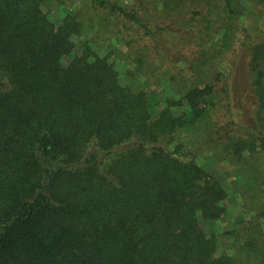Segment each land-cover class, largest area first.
Wrapping results in <instances>:
<instances>
[{
	"label": "trees",
	"instance_id": "obj_1",
	"mask_svg": "<svg viewBox=\"0 0 264 264\" xmlns=\"http://www.w3.org/2000/svg\"><path fill=\"white\" fill-rule=\"evenodd\" d=\"M73 2L58 22L47 0H0V264H264L259 222L221 249L232 190L206 166L238 162L264 218V34L244 23L264 0ZM216 5L220 39L172 56ZM169 59L188 65L156 110L132 80Z\"/></svg>",
	"mask_w": 264,
	"mask_h": 264
},
{
	"label": "rangeland",
	"instance_id": "obj_2",
	"mask_svg": "<svg viewBox=\"0 0 264 264\" xmlns=\"http://www.w3.org/2000/svg\"><path fill=\"white\" fill-rule=\"evenodd\" d=\"M64 4H60L58 0H47L45 8L50 9L52 12V16L57 20L58 22L63 18L65 15L64 7L71 6V2L74 0H64ZM150 1V7L152 11L157 9V7H160V0H149ZM219 7L224 6V0H215ZM74 3V2H73ZM218 5L214 7V11H209V14L206 16V19L213 18L210 22H193L195 28L200 29L201 34L203 37L206 38L205 42H186V43H171V53L172 56H177V53L181 55L183 58H189V56H192L194 53H200L202 48L200 46L210 45L211 42L214 40L220 39L221 32L217 33V26H221L223 23L227 22H218V16L219 14H216L217 10L219 9ZM64 8V9H63ZM253 10L256 12V16H252L249 14L245 17V22L248 23L249 28L251 29V33L255 35H263L264 34V8L263 6L256 4L253 6ZM89 15V10L86 11ZM97 16H93V13L91 16H89L90 21ZM209 21V20H208ZM174 26V24H173ZM224 26V25H223ZM175 27V26H174ZM97 28L95 27V33L99 39H96V45L104 50V49H111L113 50V56L118 61L120 66L123 69H127L129 67H134L133 64H129L127 61L123 60L121 58V54L127 53L128 48L120 44L117 39H114L112 43L110 41L106 42L105 39L107 36H105V29L102 28L103 31H97ZM224 28V27H222ZM173 38L172 36L170 37ZM80 38L77 37V42H80ZM138 48L140 46V42H143L142 39L138 40ZM145 41V40H144ZM235 41V40H234ZM175 45H174V44ZM238 47L239 44L232 43V47ZM206 48V47H205ZM238 49V48H236ZM199 50V51H198ZM230 51L225 58H227L230 54H234L235 52H238V50ZM78 50L76 49L70 56L65 57V61H68L72 55L77 53ZM204 52V50H203ZM140 51L138 50V56ZM151 54V52H150ZM184 54V55H182ZM203 54V53H202ZM175 58V57H173ZM168 62V61H167ZM170 62V64H168ZM167 63V65L174 67V69L168 70L167 68L163 70H157L154 74L149 73H141V75L137 80H132L133 85L138 87V89H144L147 91L149 98L151 100V103L153 106H155V109L160 105H165L166 99L170 96H172L175 93V89L173 87L174 81L171 79L172 73L175 69L178 70L179 68H186L187 63L185 61L175 62L170 61ZM175 64H174V63ZM181 68V69H182ZM210 71H215V69H210ZM216 72V71H215ZM179 76V74H178ZM125 81L128 83L129 79L126 77ZM130 82V81H129ZM176 88L180 87V83L175 86ZM204 158H200V162H204ZM206 166L209 168L210 172L212 174H215L219 178L223 179V183L226 185V187L231 188L232 193H230L229 198L226 200V207H227V213L223 220L219 221L217 223V226H215L216 230L220 233V245L221 249L227 248L228 242L231 240L228 235L224 234V228H227L228 231L235 232V234L232 236V238H235L236 233H240V225L244 223H249L250 221L259 222L260 224H263L264 228V218L256 219L257 213H259L260 206L258 204V200H256L255 197H253V194L255 191L250 189L249 185L250 183H247L244 181L243 176L240 175L241 167L235 160L227 159L222 162H208ZM264 171V170H263ZM264 200V198H262ZM250 206V208H247V206ZM260 220V221H259Z\"/></svg>",
	"mask_w": 264,
	"mask_h": 264
}]
</instances>
